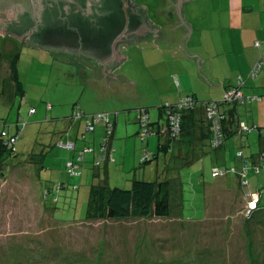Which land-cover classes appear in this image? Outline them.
<instances>
[{
	"label": "rangeland",
	"instance_id": "obj_1",
	"mask_svg": "<svg viewBox=\"0 0 264 264\" xmlns=\"http://www.w3.org/2000/svg\"><path fill=\"white\" fill-rule=\"evenodd\" d=\"M134 1L157 4V0ZM146 43L142 41L141 49L130 53L125 47L124 54L130 58L110 77L96 78L92 60L69 59L28 46L8 31L0 33V118L12 123V128L20 118L27 123L16 155L0 167V264H264V215L248 218L234 175L211 176L214 154L199 155L189 165L178 162L179 170L172 176L182 182V202L172 216L85 221L91 184L87 175L92 169L85 166L81 188L73 190L72 185L81 179L68 175V152L56 143L73 105L111 115L118 111L121 130L129 125L125 171L118 160L110 173L112 186L127 188L126 174L134 173L137 148L145 145L133 128L138 124L137 109L150 98H161L170 86L166 75L171 71L186 69V79L192 82L199 77V70L184 54L181 61L164 45L153 51ZM13 58L24 97L14 93ZM172 76L175 82L177 73ZM255 104L260 103L239 105L245 121H252L248 109ZM248 135L242 148L246 155L258 150L249 144ZM150 139L148 146L156 150L157 138ZM238 144L229 141V147L220 152L226 164L239 166ZM156 163L162 173L166 167L163 153L145 167L148 173H155ZM146 178L156 179L155 175ZM249 178L255 188L259 177L251 173ZM60 182L69 186L60 194L55 190L44 195L45 186Z\"/></svg>",
	"mask_w": 264,
	"mask_h": 264
},
{
	"label": "trees",
	"instance_id": "obj_2",
	"mask_svg": "<svg viewBox=\"0 0 264 264\" xmlns=\"http://www.w3.org/2000/svg\"><path fill=\"white\" fill-rule=\"evenodd\" d=\"M263 47L259 48L261 49L260 56L263 55L264 57V54H262L264 52ZM13 59L11 74L16 86L15 94L24 97L25 92L18 78L16 60ZM250 72L247 78L239 77L235 85L228 87L221 99L200 100L195 94H187L185 96H193L196 101L192 107L187 108L178 105L180 99L185 97L182 96L176 103L160 106L161 114L156 119H152L150 109L139 107L136 115L137 135L145 145L141 149L137 148V162L135 161L136 163L133 164L134 173L126 174L128 176L126 185H129L127 188L112 186L110 182L111 165L116 161V146L113 141L119 112L116 111L114 115L105 111L87 113L80 104H74L72 113L66 121L70 123V127L66 126L56 143L59 147L73 153L65 161V169L68 175L71 178L81 179L72 185L73 190L81 188L85 166L89 164V168L92 169L87 175L91 184L89 186L85 221L148 217L168 218L172 216L173 213L180 210L182 202V182L178 176H172V174L175 175V171L179 170L178 162H181L180 165H189L199 155L204 158L206 155L213 154L212 161L214 165L211 168V176L220 178L234 175L242 188L241 195L244 197L246 209L248 202L251 200V194L257 193L260 198L256 209L249 211L248 218H252L259 213L264 215V147H260L250 155H246L242 149L245 142L244 136L254 132L264 135V125L245 121L238 111L239 105L264 102V94L253 95L243 90L248 79H255L260 74L259 72L256 77L252 78ZM229 91L241 92L243 96H233L229 99L226 97ZM211 102L215 103L213 115H210L207 110ZM47 107L51 108L52 106L48 104ZM34 112L35 109L31 108L30 113ZM99 113L104 115V120L93 121ZM77 114H80V116ZM145 116L146 118H144ZM81 120L84 121V124L80 135L76 139L69 138L67 134L72 124ZM90 121H92V129L88 127ZM26 124L20 118L14 124L15 128H12V123L0 118V167L10 156L16 155L17 143ZM100 126L103 127V132L98 145L95 146L90 141V135ZM152 136H155L158 141L156 150H151L148 146ZM234 136L240 142L236 152V157L239 159V166L237 167L226 164V158L219 156L220 152L228 148V141ZM77 139L83 140L84 145L78 147ZM68 144H71V146H68ZM176 148L178 150L177 155L174 154ZM161 153L164 155L166 164L164 171L160 173L156 163L155 173H148L146 166L156 161ZM169 153L170 157L166 159ZM215 154L217 155L215 156ZM89 155H92V159H88ZM68 163H72L71 167ZM151 170L153 171V169ZM163 173L166 176L162 178L160 175ZM251 173L259 177L255 188H251L249 178ZM148 175H155L156 179L146 178ZM68 186L69 184L65 182H60L54 187L45 186L43 193L47 196L53 194L56 190V193L60 194L62 189ZM53 198L52 201L57 203L58 199Z\"/></svg>",
	"mask_w": 264,
	"mask_h": 264
},
{
	"label": "crops",
	"instance_id": "obj_3",
	"mask_svg": "<svg viewBox=\"0 0 264 264\" xmlns=\"http://www.w3.org/2000/svg\"><path fill=\"white\" fill-rule=\"evenodd\" d=\"M131 1L135 6L144 7L148 23L158 28V32L155 35L149 30L139 34L138 41H132L128 45L121 42L118 47L123 56L116 66L111 67L109 61L85 54L80 50L79 53L70 52L65 51L63 47L58 49V52H52L65 54L69 59L92 60L96 78L110 77L116 68L130 58L131 51L141 49L139 44L142 41L147 42L146 44L151 46L153 51H160L164 45L181 61L184 59L182 56L184 54L199 70V77L193 82L190 78L186 79L185 73H188L186 69L180 71L175 69L171 71V74L166 75L170 86L162 91L161 98H150L152 100L149 103L140 106L153 109L152 112L150 111L152 119L158 118L161 114L160 106L176 103L185 94H195L200 100H205L202 95H209L207 100L221 99L224 91L235 85L239 77L247 78L253 64L260 56L261 49L255 45V42L260 41L264 44V0H182L180 6L177 5L178 0H157L154 6ZM125 47L128 48L127 55L124 54ZM174 73L178 75L175 82L172 76ZM152 75L155 74L152 73ZM14 89L16 93L15 85ZM243 90L253 95L264 94V67L255 79L246 81ZM259 103L252 105L248 111L252 120L249 122L261 125L260 123H264V102ZM84 110L87 113L98 112L86 108ZM118 121L113 141L116 146L115 162L119 160L121 170H125L130 127L126 125V130L122 131ZM83 124V120L72 124L68 137L78 138ZM67 125L69 126L70 123L67 122ZM133 128L134 131H138V124ZM102 132L103 127L100 126L90 135L92 145H98ZM247 139L251 146L258 149L264 147V135L258 132L251 133ZM229 141H233L234 146L238 147L239 139L235 136ZM229 141L227 147H229ZM83 145L84 141L77 139V146ZM71 155H73L72 152L67 153V157ZM88 159H92V155H89Z\"/></svg>",
	"mask_w": 264,
	"mask_h": 264
},
{
	"label": "water",
	"instance_id": "obj_4",
	"mask_svg": "<svg viewBox=\"0 0 264 264\" xmlns=\"http://www.w3.org/2000/svg\"><path fill=\"white\" fill-rule=\"evenodd\" d=\"M101 1L0 0V33L4 34V31H8L23 41L46 44V36L32 35L30 28L36 24L46 27L53 24L56 27V33L52 36L54 48L65 47V51H77V53L80 50L85 54L109 61L111 67H114L123 56L118 47L121 42L128 45L132 41H138V35L149 30L156 35L158 28L148 23L144 7L135 6L130 0H103V4ZM113 1L114 3H111ZM181 1L178 0V6L181 5ZM101 4L102 8H100ZM112 13L116 15L119 28L122 29L118 33L103 36L106 40L102 43L101 50H97V43L103 38L101 33L81 32V27L90 25L92 20H96V26H100V21L105 19L108 22L111 15L113 16ZM83 38L94 45L90 44L88 46L91 47H88L87 44H79L84 41ZM72 41L74 43H71Z\"/></svg>",
	"mask_w": 264,
	"mask_h": 264
},
{
	"label": "flooded vegetation",
	"instance_id": "obj_5",
	"mask_svg": "<svg viewBox=\"0 0 264 264\" xmlns=\"http://www.w3.org/2000/svg\"><path fill=\"white\" fill-rule=\"evenodd\" d=\"M39 1H41V0H39ZM101 1V0H100ZM131 1V0H130ZM102 2V4L104 3V1L102 0L101 1ZM111 3H114V1L113 2H111ZM100 5V8H102L103 7V5ZM39 6V5H38ZM38 8V7H37ZM99 8V9H100ZM97 10H98V8H97ZM113 14V16L111 15V18H110V20L107 22V21H105V19H102L101 21H100V26L99 25H97L96 26V20H92L91 22H90V25L89 24H86V27H81V32H91V31H97V32H99V33H101L100 35H102V37L103 36H106V34H113V33H118V31L120 30V29H122V28H119L120 27V25H119V22L117 21V19H116V15H114V13H112ZM98 17V16H97ZM101 19V18H100ZM30 30H31V34L32 35H41V36H46V39H47V42H46V44H44V43H40L38 46L37 45H35V44H30L27 40L26 41H23L24 42V44H26V45H28V46H32V47H35V48H40V49H43V50H47V51H50V52H54V51H57L58 52V49H56V48H54L53 46H54V43H53V34H55L56 33V27H55V25H53V24H50V25H47V27H46V25L45 26H40L39 24H36V25H34L33 27H31L30 28ZM100 38V37H99ZM83 40H84V38H83ZM103 40V41H102ZM102 40H101V44L100 43H97V47H96V49L98 50V49H100L101 50V45H103L102 43L106 40L105 39V37H103L102 38ZM71 43H74V41H72ZM75 43H79L78 41H75ZM79 44H87V46L88 45H94V44H92V43H90L89 41H87V40H84V41H82L81 43H79ZM88 47H91V46H88ZM93 49H94V47H93ZM52 52V53H53Z\"/></svg>",
	"mask_w": 264,
	"mask_h": 264
},
{
	"label": "built area",
	"instance_id": "obj_6",
	"mask_svg": "<svg viewBox=\"0 0 264 264\" xmlns=\"http://www.w3.org/2000/svg\"><path fill=\"white\" fill-rule=\"evenodd\" d=\"M255 45L257 47H260L262 48L263 47V43L260 42V41H256L255 42ZM264 48V47H263ZM264 50V49H263ZM264 54V52L262 53ZM263 55H261L259 57V59L256 61V63L253 65L252 69H251V72H250V75L252 78L256 77L259 72L261 71L262 67H263V64H264V61H263ZM233 96H237V97H242V93L241 92H234V91H229L227 94H226V97L227 98H231ZM195 99L193 98V96H185V97H182L179 101V106L182 107V106H185L187 108H190L192 107L194 104H195ZM214 107H215V103H210L207 110L209 111V114L210 115H213L214 114ZM33 111V110H32ZM78 116H80V114H77ZM146 118V116L144 117ZM99 120H104V115L99 113L95 116L94 120L93 121H99ZM92 121L88 122V127L90 129H92ZM176 128V126H175ZM68 146H71V144H68ZM69 166L71 167L72 163H68ZM251 196V200L248 202V207H247V215L249 213L250 210H254L256 209L257 207V204H258V201H259V195L257 193H253L250 195Z\"/></svg>",
	"mask_w": 264,
	"mask_h": 264
}]
</instances>
